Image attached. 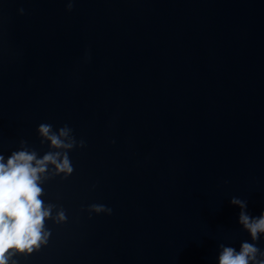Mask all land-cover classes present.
<instances>
[{"label": "water", "instance_id": "water-1", "mask_svg": "<svg viewBox=\"0 0 264 264\" xmlns=\"http://www.w3.org/2000/svg\"><path fill=\"white\" fill-rule=\"evenodd\" d=\"M66 8L0 0V151L43 155L41 123L86 145L43 185L66 222L17 264H218L251 242L230 200L264 212V0Z\"/></svg>", "mask_w": 264, "mask_h": 264}, {"label": "clouds", "instance_id": "clouds-1", "mask_svg": "<svg viewBox=\"0 0 264 264\" xmlns=\"http://www.w3.org/2000/svg\"><path fill=\"white\" fill-rule=\"evenodd\" d=\"M66 3V11L71 12L75 0ZM19 13L23 15L24 10L20 9ZM37 134L41 145H48L43 155L23 139L7 158L0 151V264H17L15 257H27L39 251L51 236L47 222L51 220L59 225L67 220L62 207L42 199L43 185L56 177L67 179L73 174L69 153L84 148L85 141L77 140L67 124L56 129L50 123H41ZM230 203L239 207V225L249 234L251 242H241L239 250L220 244L218 264H264V250L257 246L264 237V212L250 215L247 200L238 196H233ZM87 211L110 215L112 209L92 204Z\"/></svg>", "mask_w": 264, "mask_h": 264}]
</instances>
